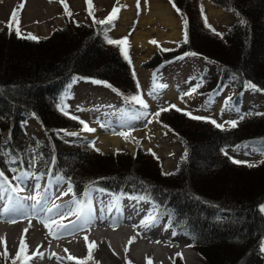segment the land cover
<instances>
[{"label":"trees","instance_id":"obj_1","mask_svg":"<svg viewBox=\"0 0 264 264\" xmlns=\"http://www.w3.org/2000/svg\"><path fill=\"white\" fill-rule=\"evenodd\" d=\"M172 1L186 21L185 38L176 48L160 46L146 67L195 53L217 68L198 91L227 82L240 88L251 82L264 90V0H210L241 17L223 32L205 22L202 0ZM66 17V26L46 39H28L14 27L0 31V172L12 182L18 167L60 174L79 197L91 185L143 194L156 203L158 214L170 216L174 229L190 237L203 264H264V159L234 163L225 154L246 143L264 149V111L248 113L235 127L221 129L177 107L160 111L159 122L184 146V156L171 173L157 155L140 146L135 154H105L87 140H67L62 131L84 128L82 119L59 107L60 95L74 77L101 79L124 100L140 93V85L126 46L107 42L104 25L78 21L73 13ZM33 119L45 139L29 133L26 125ZM87 264L97 263L90 259ZM175 264H185L184 259L179 256Z\"/></svg>","mask_w":264,"mask_h":264},{"label":"rangeland","instance_id":"obj_2","mask_svg":"<svg viewBox=\"0 0 264 264\" xmlns=\"http://www.w3.org/2000/svg\"><path fill=\"white\" fill-rule=\"evenodd\" d=\"M29 1L30 0H0V31L8 27L10 17L14 11L18 12V27L21 34L25 36L32 34L39 39H46L50 36L55 28L64 27L68 23L65 17L64 6L62 3H60V0H52L54 10L50 16H47V13H45L43 9L44 6H41L39 13L33 17L29 16L28 13L27 6L30 3ZM42 1L49 3L50 0ZM159 1L164 6L162 9L169 8L171 14L176 17L177 34L174 37L168 35V33H171L172 30L171 26L167 25L166 23H160L159 21L152 23H147L146 21L143 22L145 16V0H139V7L138 0H119V3H117V0H109L104 4H100L97 0H92V11L94 13V17H96L98 20L106 19L112 13L114 7L118 8L116 18L113 19V30L111 33L118 41H122L124 36L129 38L127 45L130 48L129 52L131 54L133 63L136 65L135 67L139 73L140 80L142 81L143 96L146 98V103L148 105L147 117L134 119V116L141 114L136 111H134L132 114H125L120 97L114 94L109 89V87L94 85L91 82L76 83L74 88L70 90L68 96L66 97V105L74 113L83 117L89 123L88 125L92 129H95V131L83 132L80 130L71 132L76 133L77 135H64H66L68 139L77 142H83L88 140V138H92V141H94L97 146L96 148L105 154H116L117 152L122 151L134 153L138 146L143 147V150H154L163 158L164 170L170 172L177 167L178 161L183 151V144L177 139L171 130L160 124L158 117L154 115L156 112H158L161 108L168 106L169 102L175 101L183 108L194 112L196 115L211 117L221 125L229 128L231 125L226 122L234 121V118L237 116H241L242 114L252 110L264 111V95L258 94L256 91L248 90L243 101H241L237 107V110L235 111L233 105L234 103L232 102H235L234 95L237 93V89L232 84H229L221 96L215 97L213 102L208 101L205 95L196 93L192 89V85H195L196 82H199V79L202 78V75L206 73L204 72L206 68H203V61L200 58H189V60L184 64L182 63V65H180L181 62H177L173 65H167L162 72L164 79L168 82V87L159 93L156 91L154 94L150 95V93L153 91L150 87H148L147 84L151 70L149 67H146L144 63H146L156 54L159 45L173 48L176 47L179 41L183 38V15L169 3V0ZM65 2L71 7V11L77 19H80V21H84L86 23L93 22L91 18L93 16L89 15V5L86 3V0H65ZM21 3L24 4V7L18 10V5ZM202 4L204 5L203 8L207 16L208 23L221 32L229 30L230 26L235 21L241 20V17L236 11H228L215 5L210 0H202ZM13 27L15 28L16 25L14 24ZM141 32H144L145 34H141ZM137 34L144 36L136 40L135 38ZM152 41H155L156 43H152ZM210 70L211 72H216L217 68L212 65ZM172 89L178 90L176 91L177 93L171 92ZM189 92H191V95H184L185 93ZM182 96L183 99H181ZM167 99L168 101H166ZM121 125H123V127H121ZM26 126L31 135L40 140L46 138V135L42 131L39 122L35 119L29 121ZM121 131H126L129 134L127 143L122 140L123 142L118 146V148H115L114 146L112 147V145H110L108 148L106 147L104 149L102 140L104 138H110V136L121 137V135H119ZM130 133H133V136H130ZM93 134L96 137H94ZM135 138L137 140H135ZM134 141H136V143ZM128 142L132 144L131 147H128ZM229 152L235 157H238L240 160L252 162H258L264 157L263 150L259 149L258 147H253L252 145L248 147H244V145L233 147L229 149ZM15 172L20 176L24 171L22 172L19 168H16ZM58 181L59 182L54 186L56 194L54 197H52L53 195L50 194V187H48V190L45 191L46 184H44L42 177L35 176V174H33V176L28 175V178L25 179L23 184L24 190L20 193L22 195L26 193L29 194L30 192L28 189H26L28 185H31L30 188L35 190V194L39 193L41 196L43 193L44 199L35 209L36 213L47 214L48 212L41 210L44 208L45 204L47 207H51L60 199H66L68 202L65 204L63 203L64 205L61 204L59 209H55L51 212V214L59 215L58 213L61 212L67 213L69 209H71L74 213L77 206L75 202H77V200L73 196L72 184L64 179ZM5 187H8V191H0V202H2L5 206L9 205L3 200V194L5 193L12 197L15 206H18L20 203V196L13 193L9 185H6ZM69 187L71 188V191H68ZM64 192H67L68 194L63 195L62 193ZM95 199L97 202L99 201L107 203L108 205L112 204V206L115 207L113 194L111 193L99 190L95 194ZM26 203L32 205L34 201L24 200V206L21 208L22 210L27 209L25 206ZM125 205H128L126 214L129 218L139 217L146 219L150 213L152 214L155 211L154 204L150 200L148 201L142 197L137 199L129 197L125 201ZM86 212L87 209H85V213L82 217H78L75 228H73V225L69 223L65 224L68 227L67 229L60 231L61 235H63L62 238L70 240V238L67 236L68 234L73 233L75 230L81 231L80 229H82L83 224L85 225L84 217ZM95 212H97V210H95ZM90 214L93 218L91 225L97 226L98 230L102 232V237L105 238V240L115 234H120V236L124 238V243L127 241L125 248L127 251L124 250V258H109L102 253V246L100 243L92 245L91 242H89L85 244L82 243V253L77 254V259H69V261H64V264H83L82 261L88 256L87 254L89 245L94 247L92 258L97 264H146V262H151L152 264H174L175 259L179 257L178 254L180 253L182 256H184L182 258L184 259L185 264H203L202 256L196 249L191 247L190 238L168 226L169 224L167 222L169 218L167 215L156 217L155 222L150 223L148 226L149 235L160 234L166 230L170 235L169 237L176 238L174 243H167V248L169 249L167 250L166 248L165 251H162L163 257L158 263L154 255V246H156L154 239L149 238L143 243L144 246L152 251L151 257L149 259L146 258V260H144L145 262L142 260L136 261L130 256H126V254L130 255L137 251L138 243L141 238L140 235L137 233L134 234L133 237H135V239L131 244L128 242L129 235H123L120 232L121 229L126 227L125 224L122 225L118 223V225H116L118 228L116 226L103 227L102 225H99V223L102 221H97V219L94 218L95 214H93V211H90ZM100 214L101 215L97 216H100V218L106 217L105 212L101 211ZM60 216L61 215L55 216V218L59 220ZM21 221L22 220L18 219L16 216H9L7 214L0 217V232L3 233V231L10 230L14 224L20 223ZM60 221L61 223L72 222V220L69 218V215H66V219H60ZM78 222L79 225L77 226ZM157 225H159V229ZM43 229L49 231V227H41L40 223L38 224V222L35 221L32 222L30 227L20 235L21 238L19 241L17 239L20 233L16 231V238L12 244H9V242L1 244L0 242V264H5L3 261L5 258V260L8 262L14 261L16 257L15 253L22 245L27 247V251L31 255L32 252H35V249H37L36 247H33L31 244L32 242L37 243L42 241L43 247L51 246L56 248L57 245L55 243L47 241L43 238ZM53 230L54 232H57V229H52V232ZM33 233L34 238H31ZM173 233H175V235H173ZM124 243L123 245L125 246ZM180 244H182L181 246H187L190 253V258H187L185 254L183 255L184 250H180ZM129 246L130 249H128ZM194 250L196 252H194ZM166 254L168 255V258L167 256L164 257ZM3 257L5 258L3 259ZM41 261L42 259L37 257L33 260L30 259L27 262H29L28 264H31V262L32 264H39ZM43 264L62 263L59 260H50L46 262L44 261Z\"/></svg>","mask_w":264,"mask_h":264},{"label":"bare ground","instance_id":"obj_3","mask_svg":"<svg viewBox=\"0 0 264 264\" xmlns=\"http://www.w3.org/2000/svg\"><path fill=\"white\" fill-rule=\"evenodd\" d=\"M99 1L100 4H104L109 0H97ZM30 3L27 6L28 9V13L29 16L33 17L34 15H36L37 13H39V9L41 10V6H44V12L47 13V16H50L53 13L54 10V6L52 5V2L49 1V3H46V1H42V0H30ZM145 9H144V20L143 22H147V23H152V22H157L159 21L160 23H166L167 25L171 26V33H168V35H171L172 37H174L177 34L176 31V17L171 14V12L169 11V8H164L162 9L164 6L161 4V2L159 0H145ZM210 6V5H209ZM48 9V10H47ZM141 34H145L144 32H141ZM144 36V35H143ZM142 35L140 36L139 34L136 35V40H138L139 38L143 37ZM170 36V37H171ZM163 37V36H162ZM145 38V37H144ZM178 90L176 89H172L171 92H176ZM177 93V92H176ZM94 135V134H93ZM152 136V135H151ZM95 137V135H94ZM125 141L127 143V139H125L124 136L121 137H115V136H110V138H104L102 140V144H103V148L105 149L106 147L108 148L110 145H112V147L114 146L115 148H118V146ZM132 144L130 142H128V147H131ZM7 194H3V200L6 201L8 203L10 196ZM29 196V194H28ZM12 199V197H11ZM57 201V200H56ZM59 201V202H58ZM54 205H61V204H65L66 202H68L66 199L64 200H58ZM63 204V205H64ZM8 206H15L13 199H12V205H8ZM0 207L4 208L5 205L1 202ZM104 208H102L101 210H103ZM55 210V209H54ZM53 210V211H54ZM22 211V209H21ZM104 212H107L108 217H101L100 219H98L97 221H102L99 223V225H102L103 227H113L118 225V216L115 213V210L112 206V204H109L106 206V208L103 210ZM45 216V215H44ZM55 216H59V215H52L48 212L47 216L44 217V219L42 221H46L49 224V227H51L52 229H56V223H61L60 219H66V216H60V219L57 220L55 218ZM112 216V217H109ZM18 219L22 220L20 223H16L14 224L13 227H11L10 230L8 231H3V233L0 232V242L1 244H4L5 242H9V244H12L15 241V233L16 231L19 234L18 237V241L21 238V234L23 232H25L31 225V222H26L24 223V220H26L28 218L27 215L25 214H20L18 217ZM69 218L72 220V222H62L63 224H75L77 223L78 220V216L76 214H72L69 215ZM15 219V218H13ZM145 219L143 218H139V217H135V218H131L130 220H126L123 222H120L122 224H125L126 227L121 229L120 232L125 235L128 234L129 237L130 235H133L135 232H142L140 235V241L138 243V248H137V253H132V254H126V256H130L132 259L136 260V261H144L147 259H149L151 257V252L146 246L143 245L144 241L148 240L149 238L154 239L156 246H154V252H155V258L157 260V262L159 263L162 256V251H165V249L168 247L167 243H174L176 240V238H171L169 237L170 235L167 233L168 231H164L163 233L160 234H151L149 235V229L148 226L144 227V226H140L141 225V221H143ZM39 222V223H42ZM38 223V224H39ZM45 224V223H44ZM79 225V222L77 224V226ZM158 229H159V225ZM118 228V226H116ZM81 231H77L75 230L72 233V236H68L70 238V240H66L65 238H62L63 235H61V232H50V231H46V230H42V236L45 240L50 241L52 243H55L57 245L56 248L54 247H43L42 246V241H39L37 243L32 242L31 244L33 245V247L38 248L40 250L39 255L42 254V256L40 255L39 258L42 259V261L39 264H43L44 261H50V260H56V261H61L62 264H64V261H69V259L74 260L77 259L78 255L77 254H81L82 253V243H89L91 242L93 245H95L96 243H100L102 246V253L106 256H108L109 258H124L125 254H124V250L126 248L127 245V241L126 243H124V238H122L120 236V234H115L113 236H111L110 238H107L105 240V238H103L102 236V232H100L97 228L96 225H91L87 226L85 229H80ZM86 230V231H84ZM61 235V236H60ZM60 236V237H59ZM31 238H34V233L31 235ZM161 242V244H160ZM123 243L125 244V246L123 245ZM132 244V243H131ZM182 244H180L181 246ZM179 247V246H178ZM190 247V246H189ZM124 248V249H123ZM180 250H184V254L187 258H190V253L189 250L187 248V246H181L179 247ZM80 249V250H77ZM128 249H130V246L128 247ZM169 248H167L168 250ZM192 249V248H191ZM194 252H196L194 250ZM170 254V253H169ZM168 258V255L166 254L164 257ZM32 264V262H31Z\"/></svg>","mask_w":264,"mask_h":264},{"label":"snow or ice","instance_id":"obj_4","mask_svg":"<svg viewBox=\"0 0 264 264\" xmlns=\"http://www.w3.org/2000/svg\"><path fill=\"white\" fill-rule=\"evenodd\" d=\"M50 2H52V0H50ZM60 3L63 4L64 6V9H65V14H67L68 16H71L72 13L71 11L69 10V7L67 5V3L65 2V0H60ZM86 3L89 5V15L90 16H93V22L94 23H99V24H104V23H110L113 19L116 18V14L118 13V8L114 7L113 10H112V13L105 19V20H96L95 17H94V13L92 11V0H86ZM117 3H119V0H117ZM24 7V4L21 3L18 5V10L19 9H22ZM138 7H139V0H138ZM173 7H175V4L173 3ZM177 11H179V9H177ZM17 14L18 12L17 11H14L12 16L10 17V22L8 23V27L10 29L13 28V25L15 24L16 27H15V31L17 32L18 35H20V29L18 27V19H17ZM207 18L205 17V22H206ZM242 23H244L245 21H241ZM185 24H186V21H185ZM27 38L28 39H32V40H38L39 38L32 35V34H28L27 35ZM109 43H124L126 42V38L124 41H113V40H109L108 41ZM152 43H156L155 41H152ZM191 55H196L195 53H191ZM77 78H73V82H75ZM94 83H105L106 82H102V81H93ZM137 85H138V81H137ZM106 86L108 87H111V85H107ZM246 87H250L252 89H256V86L251 84V82H246ZM71 86L69 85V88ZM162 87H166L165 85H157L156 84V77H155V74L153 76V92L150 93V95L154 94L155 90L157 88H162ZM118 92V90H115ZM120 95H123L122 93H118ZM184 95H191V92L189 93H185ZM181 99H183V96L181 97ZM230 99V98H229ZM125 101L126 102H131L133 104H138L140 105L141 108L143 109H147L148 108V105L147 103L143 100L142 98V94H140L139 92L133 96H130V97H125ZM60 107V110L62 112H64L66 115L68 114L67 111H66V106H64L63 104ZM170 107L172 108H175L176 106L175 105H171ZM164 110H167V109H161V111H164ZM177 111H181L179 108L176 109ZM139 111V110H137ZM35 115V114H33ZM156 117H158L160 115V112H156L154 114ZM185 115H188L190 118L192 119H197V120H209L208 117H199V116H192L191 113H185ZM147 117V112L145 111L144 113H141L140 115H136L134 116L133 118L134 119H140V118H146ZM73 119H79L78 117H75L73 116L72 117ZM210 122H212L213 124H215L217 127L219 128H223V125L221 124H216V121L214 120H211ZM81 124L84 125V128L83 130L85 131H89V132H94L95 129H92V128H89L88 125L84 122V121H80ZM228 124H230L231 126L235 127L236 124L238 123L237 121H228L226 122ZM121 127H123V125H121ZM167 127V126H165ZM68 135H77L76 133H67ZM119 135L121 136H124L125 139H128L129 138V134L126 132V131H121L119 133ZM92 145L94 147L95 145V142L93 141L92 142ZM239 147V146H238ZM244 147H248V145H244ZM97 151H99V149H96ZM227 154V153H225ZM234 163H242L241 161H237V160H234L233 161ZM249 167H254L255 165H251L249 164L248 165ZM28 178V173H23L22 175L20 176H16L15 179L18 181V184L16 186H11L10 185V182L8 181L7 177L4 176V173L3 172H0V191H8V187H5L6 185H9L11 187V191L13 193H17L19 191H23L24 189L22 187H20V185L24 184V181L25 179ZM68 191H71V188L69 187V190ZM63 195H67L68 193L67 192H64L62 193ZM133 199H136V197H132ZM44 199L43 196H40L39 193L37 195H29L27 197H24V198H20V203L18 206H12V207H9V206H5L3 208V213H0V214H7L9 212H18L21 210V208H23V201L24 200H32L34 201V203L31 205V208L32 209H36L37 206L41 203V201ZM76 203V210L75 212L73 213L71 209H69V211L67 213H64V212H61V213H58L59 215L61 216H66V215H70V214H76L78 217H82L85 213V205L83 204V202H80V201H77L75 202ZM8 204L9 205H12V199L11 197L9 198V201H8ZM60 205H53L52 207H47L45 206L44 208H42L41 210L42 211H45V212H52L54 209H59ZM261 211H264V205L261 206ZM155 217L150 213L147 218L143 221H141V225L140 226H148L150 223H153L155 222ZM42 223H45V226L46 227H49V224L46 222V221H42ZM170 226V225H169ZM67 225L63 224V223H56V229L57 231H62V230H65L67 229ZM76 225L73 224V228H75ZM49 231L52 232V229L49 227ZM173 235H175V233H173ZM135 239V237L131 238L129 243H132V241ZM125 251H127V249H125ZM261 251H264V243L261 244ZM42 256V254H40ZM179 255V254H178Z\"/></svg>","mask_w":264,"mask_h":264}]
</instances>
